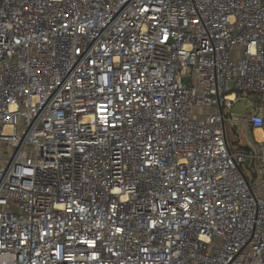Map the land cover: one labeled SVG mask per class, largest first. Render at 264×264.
Instances as JSON below:
<instances>
[{
    "label": "built area",
    "instance_id": "2783aa9c",
    "mask_svg": "<svg viewBox=\"0 0 264 264\" xmlns=\"http://www.w3.org/2000/svg\"><path fill=\"white\" fill-rule=\"evenodd\" d=\"M237 121L264 0H0V264H264Z\"/></svg>",
    "mask_w": 264,
    "mask_h": 264
},
{
    "label": "crops",
    "instance_id": "0c3cea01",
    "mask_svg": "<svg viewBox=\"0 0 264 264\" xmlns=\"http://www.w3.org/2000/svg\"><path fill=\"white\" fill-rule=\"evenodd\" d=\"M251 113H253V110L250 108V110H248V111H246V113H244L245 115H248V114H251ZM241 123V130H239L237 127H236V125L235 124H233V125H231V127H232V131H234V132H232L233 134H234V140L233 141H235V140H237V149L238 150H242V149H245L246 148V145L248 144V142H250V141H252L253 139H257L258 137H257V133H256V131L257 130H260L261 132V136H260V138H258V140H260V139H263L264 138V131H263V129H261V128H254V129H252L249 125H247L244 121H241L240 122ZM244 131H247L248 133H249V139L248 140H246V139H244L243 138V133H244ZM230 141V140H229ZM232 141H230V143H231ZM232 145V144H231Z\"/></svg>",
    "mask_w": 264,
    "mask_h": 264
},
{
    "label": "rangeland",
    "instance_id": "374dc122",
    "mask_svg": "<svg viewBox=\"0 0 264 264\" xmlns=\"http://www.w3.org/2000/svg\"><path fill=\"white\" fill-rule=\"evenodd\" d=\"M250 110V107L248 105V102H246L245 100H237L234 104H233V107H232V111L234 113V115L236 116H241L243 115L244 113H246V111ZM236 125V127L241 130V123L239 121L235 122L234 123ZM232 127H231V124L229 123H226V133H227V138L228 140L230 141H233L235 138L234 134L232 132ZM243 138L248 140L250 137H249V133L247 131H244L243 133Z\"/></svg>",
    "mask_w": 264,
    "mask_h": 264
},
{
    "label": "bare ground",
    "instance_id": "6f19581e",
    "mask_svg": "<svg viewBox=\"0 0 264 264\" xmlns=\"http://www.w3.org/2000/svg\"><path fill=\"white\" fill-rule=\"evenodd\" d=\"M260 132H261L260 130H257V131H256V133H257V137H258V138H260V136H261V133H260ZM258 138H257V139H258Z\"/></svg>",
    "mask_w": 264,
    "mask_h": 264
},
{
    "label": "trees",
    "instance_id": "16d2710c",
    "mask_svg": "<svg viewBox=\"0 0 264 264\" xmlns=\"http://www.w3.org/2000/svg\"><path fill=\"white\" fill-rule=\"evenodd\" d=\"M236 145H237V140L234 141V145H232V148H234V149L237 148Z\"/></svg>",
    "mask_w": 264,
    "mask_h": 264
},
{
    "label": "water",
    "instance_id": "95a60500",
    "mask_svg": "<svg viewBox=\"0 0 264 264\" xmlns=\"http://www.w3.org/2000/svg\"><path fill=\"white\" fill-rule=\"evenodd\" d=\"M185 80H187V79L185 78ZM231 144L234 145V141H232Z\"/></svg>",
    "mask_w": 264,
    "mask_h": 264
}]
</instances>
